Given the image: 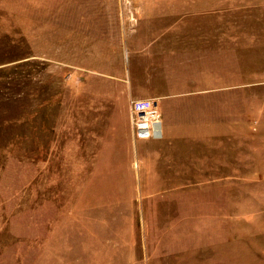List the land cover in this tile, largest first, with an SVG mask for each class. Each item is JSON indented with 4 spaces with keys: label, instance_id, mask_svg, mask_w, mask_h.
I'll use <instances>...</instances> for the list:
<instances>
[{
    "label": "rangeland",
    "instance_id": "374dc122",
    "mask_svg": "<svg viewBox=\"0 0 264 264\" xmlns=\"http://www.w3.org/2000/svg\"><path fill=\"white\" fill-rule=\"evenodd\" d=\"M0 264H264V0H0Z\"/></svg>",
    "mask_w": 264,
    "mask_h": 264
},
{
    "label": "built area",
    "instance_id": "2783aa9c",
    "mask_svg": "<svg viewBox=\"0 0 264 264\" xmlns=\"http://www.w3.org/2000/svg\"><path fill=\"white\" fill-rule=\"evenodd\" d=\"M150 102L146 100H135L131 102L132 115L133 119L136 122H140L142 119H145L144 112L147 108L150 107Z\"/></svg>",
    "mask_w": 264,
    "mask_h": 264
},
{
    "label": "crops",
    "instance_id": "0c3cea01",
    "mask_svg": "<svg viewBox=\"0 0 264 264\" xmlns=\"http://www.w3.org/2000/svg\"><path fill=\"white\" fill-rule=\"evenodd\" d=\"M156 104H157V102H156ZM157 105H158V104H157ZM128 108H129V107H128ZM156 108H159V107L156 106ZM125 115H127V111H126V110H125Z\"/></svg>",
    "mask_w": 264,
    "mask_h": 264
}]
</instances>
